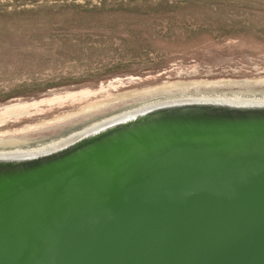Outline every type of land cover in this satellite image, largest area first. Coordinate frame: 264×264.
Segmentation results:
<instances>
[{"label": "water", "instance_id": "water-1", "mask_svg": "<svg viewBox=\"0 0 264 264\" xmlns=\"http://www.w3.org/2000/svg\"><path fill=\"white\" fill-rule=\"evenodd\" d=\"M0 264H264V91L0 134Z\"/></svg>", "mask_w": 264, "mask_h": 264}, {"label": "rangeland", "instance_id": "rangeland-1", "mask_svg": "<svg viewBox=\"0 0 264 264\" xmlns=\"http://www.w3.org/2000/svg\"><path fill=\"white\" fill-rule=\"evenodd\" d=\"M252 91L264 0H0V134L119 99Z\"/></svg>", "mask_w": 264, "mask_h": 264}, {"label": "bare ground", "instance_id": "bare-ground-1", "mask_svg": "<svg viewBox=\"0 0 264 264\" xmlns=\"http://www.w3.org/2000/svg\"><path fill=\"white\" fill-rule=\"evenodd\" d=\"M173 85V84H172ZM172 87H174V86H172ZM172 87H171V89H172ZM178 87V86H177Z\"/></svg>", "mask_w": 264, "mask_h": 264}]
</instances>
